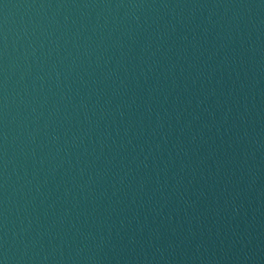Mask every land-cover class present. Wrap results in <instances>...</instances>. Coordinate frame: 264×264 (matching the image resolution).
I'll return each mask as SVG.
<instances>
[{"label": "water", "instance_id": "95a60500", "mask_svg": "<svg viewBox=\"0 0 264 264\" xmlns=\"http://www.w3.org/2000/svg\"><path fill=\"white\" fill-rule=\"evenodd\" d=\"M0 264H264V0H0Z\"/></svg>", "mask_w": 264, "mask_h": 264}]
</instances>
